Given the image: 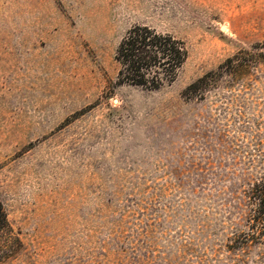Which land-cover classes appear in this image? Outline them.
Masks as SVG:
<instances>
[{"label": "rangeland", "instance_id": "rangeland-1", "mask_svg": "<svg viewBox=\"0 0 264 264\" xmlns=\"http://www.w3.org/2000/svg\"><path fill=\"white\" fill-rule=\"evenodd\" d=\"M136 24L186 42L171 84L116 83ZM263 41L264 0H0V200L22 241L0 264H264V241L232 240L264 171V59L183 95Z\"/></svg>", "mask_w": 264, "mask_h": 264}, {"label": "trees", "instance_id": "trees-1", "mask_svg": "<svg viewBox=\"0 0 264 264\" xmlns=\"http://www.w3.org/2000/svg\"><path fill=\"white\" fill-rule=\"evenodd\" d=\"M264 41L251 48L239 49L215 69H211L191 82L183 95L201 97L225 77L237 80L249 74L264 59ZM189 56L186 42L170 32H162L146 25L136 24L120 39L115 60L118 63L116 83L159 89L177 78ZM241 204L236 209L246 220V228L232 238L237 246L248 242L264 241V171L243 183ZM239 225L240 223H236ZM22 241L8 221L4 204L0 200V262L13 257L20 250Z\"/></svg>", "mask_w": 264, "mask_h": 264}, {"label": "bare ground", "instance_id": "bare-ground-1", "mask_svg": "<svg viewBox=\"0 0 264 264\" xmlns=\"http://www.w3.org/2000/svg\"><path fill=\"white\" fill-rule=\"evenodd\" d=\"M226 26H227V25H222V26H221L222 30H224V31L227 30V29H226V28H227Z\"/></svg>", "mask_w": 264, "mask_h": 264}]
</instances>
